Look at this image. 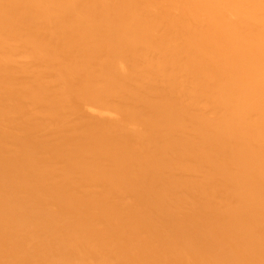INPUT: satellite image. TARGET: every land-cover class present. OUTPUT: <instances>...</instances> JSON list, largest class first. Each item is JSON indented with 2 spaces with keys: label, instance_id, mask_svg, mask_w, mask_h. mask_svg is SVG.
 Returning <instances> with one entry per match:
<instances>
[{
  "label": "bare ground",
  "instance_id": "6f19581e",
  "mask_svg": "<svg viewBox=\"0 0 264 264\" xmlns=\"http://www.w3.org/2000/svg\"><path fill=\"white\" fill-rule=\"evenodd\" d=\"M0 264H264V0H0Z\"/></svg>",
  "mask_w": 264,
  "mask_h": 264
}]
</instances>
